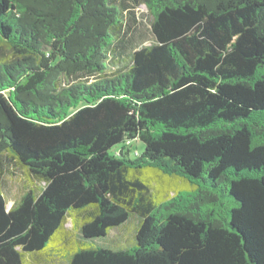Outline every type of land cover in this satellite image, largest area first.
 I'll return each mask as SVG.
<instances>
[{
	"label": "trees",
	"instance_id": "16d2710c",
	"mask_svg": "<svg viewBox=\"0 0 264 264\" xmlns=\"http://www.w3.org/2000/svg\"><path fill=\"white\" fill-rule=\"evenodd\" d=\"M0 264H264V0H0Z\"/></svg>",
	"mask_w": 264,
	"mask_h": 264
},
{
	"label": "rangeland",
	"instance_id": "374dc122",
	"mask_svg": "<svg viewBox=\"0 0 264 264\" xmlns=\"http://www.w3.org/2000/svg\"><path fill=\"white\" fill-rule=\"evenodd\" d=\"M135 20L130 19L131 30L129 34V44L128 49L132 50L135 47L141 45H148L154 42V35L152 34V21L153 17L149 13L148 8L145 4H140L135 9ZM123 147L122 144L114 146L111 150V154H115ZM145 149V144L139 140L134 139L131 141L129 157L134 159L137 158ZM138 151V154H136ZM12 169L14 170V175L5 177L7 182L8 198L10 203L19 195L21 190L24 189L26 185V177L24 171L12 164ZM139 218L136 215H131L124 226L119 229L115 228L110 231V233L105 237H100L96 239L83 240L94 246H105L113 249L122 248L124 246H129L134 240L136 229L138 226ZM70 226V224H69ZM67 250L64 249V252Z\"/></svg>",
	"mask_w": 264,
	"mask_h": 264
}]
</instances>
